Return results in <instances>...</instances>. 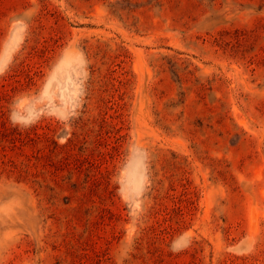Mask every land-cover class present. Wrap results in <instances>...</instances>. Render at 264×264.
Instances as JSON below:
<instances>
[{"label": "rangeland", "instance_id": "rangeland-1", "mask_svg": "<svg viewBox=\"0 0 264 264\" xmlns=\"http://www.w3.org/2000/svg\"><path fill=\"white\" fill-rule=\"evenodd\" d=\"M0 264H264V0H0Z\"/></svg>", "mask_w": 264, "mask_h": 264}]
</instances>
